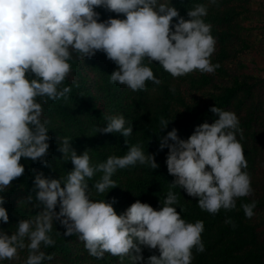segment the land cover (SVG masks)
Segmentation results:
<instances>
[{
	"label": "clouds",
	"instance_id": "clouds-1",
	"mask_svg": "<svg viewBox=\"0 0 264 264\" xmlns=\"http://www.w3.org/2000/svg\"><path fill=\"white\" fill-rule=\"evenodd\" d=\"M98 8L115 18L102 20ZM207 15L208 7L196 4L185 19L172 3L161 0H0V193L24 175L22 159L48 166L50 121L44 118L43 104L69 99L72 88L65 81L74 55L84 61L105 54L116 65L110 82L133 92L146 91L149 81L161 83L151 67L154 62L173 78L196 71L214 74L220 64L211 60L217 41L212 25L205 22ZM209 111L218 119L195 126L187 139H181L176 128L158 137V151L168 149L165 163L174 177L159 210L136 200L117 214L116 198H92V189L100 195L117 187L112 177L118 170L137 164L158 169L155 154L146 155L137 143L123 156L110 155L94 164L89 150L78 155L71 137H64L59 151L73 169L59 179L43 172L35 175L25 201L40 211L20 219L11 235L0 229V264L18 259L25 249L23 264L53 260L54 254L42 247L56 245L54 222L66 229L64 237L76 236L98 260L107 253L121 262L127 257L131 264H192L193 249L205 251L204 221L182 218L183 208L177 211L179 199L171 189H183L210 215L235 210L238 200L254 193L238 116L217 106ZM107 121L95 132L119 133L127 144L133 124L123 114ZM159 123L162 131L170 122L161 117ZM97 173L100 178L90 186ZM5 203L0 195V222L8 224ZM240 207L251 219L256 201ZM225 223L235 227L230 218ZM143 249L159 255L145 259Z\"/></svg>",
	"mask_w": 264,
	"mask_h": 264
},
{
	"label": "trees",
	"instance_id": "trees-1",
	"mask_svg": "<svg viewBox=\"0 0 264 264\" xmlns=\"http://www.w3.org/2000/svg\"><path fill=\"white\" fill-rule=\"evenodd\" d=\"M161 2L172 3L185 19H188L187 11L196 4L208 7V15L204 19L212 25V35L217 41L211 60L219 63L220 67L214 74L196 71L185 77L173 78L154 62L151 67L161 83L157 85L149 81L146 91L133 92L124 85L110 82L116 65L105 54L98 52L95 57L84 61L74 55L72 73L65 81V85L72 88L69 99L66 102L63 99L49 100L43 104L44 118L50 121L48 166L30 159L21 160L25 165L24 175L14 180L5 193H0L6 197L4 207L9 213V223L0 222V229L11 235L20 219H28L40 211L25 201L34 187L37 173L43 172L45 177L59 179L73 169L71 161L63 158L59 151L60 142L66 136L71 137V146L78 155L89 150L94 164L105 161L110 155L123 156L137 143L142 145L146 155L155 154L158 169L137 164L118 170L112 177L117 187L100 195L92 189V198H104L105 201L116 198L117 203L113 207L117 214L136 200L159 210L174 177L168 174L165 163L168 149L158 151V137L176 128L180 138L187 139L195 126L218 119L209 111L217 106L235 112L240 120L243 135L240 142L248 161L247 171L252 177L254 193L238 200L235 210H221L210 215L201 211L197 200L189 197L183 189H171L179 199L177 211L183 208L182 218L188 222L204 221L202 240L205 251L197 253L193 249L192 264H264V69L252 71L246 62L252 51L264 52V0H217L216 4H211L210 0ZM97 11L101 13L102 20L109 16L115 18V14L102 8ZM173 88L175 92L170 91ZM117 114H123L133 124V134L126 138L127 144L119 133L95 132L97 127L106 126L107 117ZM161 117L170 122L162 131ZM237 139H240L239 133ZM100 175L97 173L89 181L90 186ZM253 200L256 201L254 216L248 219L240 205ZM56 210L59 211V207ZM227 218L235 227L225 223ZM65 231L59 222H54L52 235L56 245L42 247L47 254H54V258L44 261V264H131L127 257L121 262L119 257L107 253L103 259L91 257L83 242L76 236L64 237ZM152 254L159 255L148 249L142 251L145 259ZM27 255L25 249L18 259L2 264H23Z\"/></svg>",
	"mask_w": 264,
	"mask_h": 264
},
{
	"label": "rangeland",
	"instance_id": "rangeland-1",
	"mask_svg": "<svg viewBox=\"0 0 264 264\" xmlns=\"http://www.w3.org/2000/svg\"><path fill=\"white\" fill-rule=\"evenodd\" d=\"M246 62L250 70L261 72L264 69V52L255 50L246 57Z\"/></svg>",
	"mask_w": 264,
	"mask_h": 264
}]
</instances>
